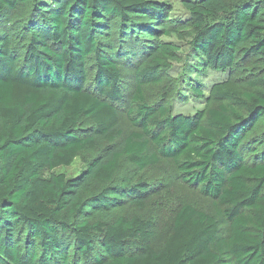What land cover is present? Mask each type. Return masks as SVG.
Listing matches in <instances>:
<instances>
[{"label": "trees", "instance_id": "obj_1", "mask_svg": "<svg viewBox=\"0 0 264 264\" xmlns=\"http://www.w3.org/2000/svg\"><path fill=\"white\" fill-rule=\"evenodd\" d=\"M182 6L0 0V264H264V0ZM171 36L220 77L189 87L193 113L168 99ZM81 153L76 176L54 171ZM165 164L215 210L182 203L159 235L129 211L160 194L145 172Z\"/></svg>", "mask_w": 264, "mask_h": 264}, {"label": "rangeland", "instance_id": "obj_2", "mask_svg": "<svg viewBox=\"0 0 264 264\" xmlns=\"http://www.w3.org/2000/svg\"><path fill=\"white\" fill-rule=\"evenodd\" d=\"M166 1L170 3L171 15L178 16L184 12L182 0ZM19 18L21 17L18 15L15 16L13 22L17 23ZM169 39L176 41L177 44L181 46L182 51L179 53V60L171 64V68L167 74V76L172 79V91L177 85L180 88H176L168 99L172 102L173 113H193L195 110L202 107L203 102L202 97H196L193 93L189 92V87L198 85L206 93L209 83L220 77H218L217 72L210 70L202 72L194 67L196 60L194 57H191L187 38L177 39L174 36H171ZM250 65L251 64L247 66L245 63L244 65L241 64L239 72L237 70L235 76L247 75L248 71L253 69ZM243 69H245V72L241 73ZM129 73L128 70L124 73L125 85L127 87L131 84ZM145 93L147 100L152 103L158 101L160 97V90L158 88H147ZM127 109L125 102H121L119 108V121L124 134L128 133L131 129V124L127 116ZM92 156L93 154L81 153L75 158L71 165L60 166L54 171L63 172L66 176H76L80 170L86 166L88 160ZM133 170L134 167L129 163H126L125 161L122 163L123 172H131ZM49 172V170H44L42 174L47 176ZM145 179L150 182L158 180L156 186L158 185V189L161 190L160 194L157 195L154 193L152 200L146 204L144 209H132L129 212L154 220V228L159 235L164 233L166 229V221H170L174 212L182 203H190L207 212H213L215 210V206L209 197L204 196L197 191H193L189 187L179 183L174 172L167 164L147 170L145 172Z\"/></svg>", "mask_w": 264, "mask_h": 264}]
</instances>
